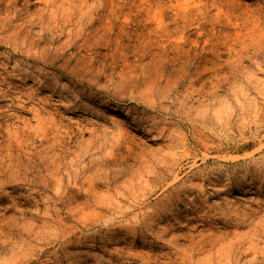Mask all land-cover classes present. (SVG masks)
Masks as SVG:
<instances>
[{
    "label": "rangeland",
    "instance_id": "obj_1",
    "mask_svg": "<svg viewBox=\"0 0 264 264\" xmlns=\"http://www.w3.org/2000/svg\"><path fill=\"white\" fill-rule=\"evenodd\" d=\"M0 264H264V0H0Z\"/></svg>",
    "mask_w": 264,
    "mask_h": 264
},
{
    "label": "bare ground",
    "instance_id": "obj_2",
    "mask_svg": "<svg viewBox=\"0 0 264 264\" xmlns=\"http://www.w3.org/2000/svg\"><path fill=\"white\" fill-rule=\"evenodd\" d=\"M181 60H182V59H181ZM206 65H207V64H206ZM200 75H201V73H196V80L200 78ZM213 95H214V94H213ZM46 189H47V188H46ZM220 240H221V239H220ZM206 245H207V244H206ZM222 253H223V252H222ZM188 254H189V253H188ZM243 257H244V256H243ZM241 258H242V257H241ZM241 258H240V259H241ZM260 263H262V262H260Z\"/></svg>",
    "mask_w": 264,
    "mask_h": 264
}]
</instances>
